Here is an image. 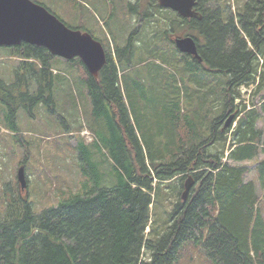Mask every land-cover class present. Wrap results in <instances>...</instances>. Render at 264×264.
Returning <instances> with one entry per match:
<instances>
[{
    "label": "trees",
    "instance_id": "16d2710c",
    "mask_svg": "<svg viewBox=\"0 0 264 264\" xmlns=\"http://www.w3.org/2000/svg\"><path fill=\"white\" fill-rule=\"evenodd\" d=\"M33 1L109 49L104 45L109 38L102 40L75 21L79 13L71 12L69 19L55 2ZM100 1L123 32L110 35L113 54L107 52L97 78L78 59L61 60L43 47H3L19 60L12 82L0 77V104L13 128L18 109L33 117L44 105L53 113L56 88L65 79L56 68L67 63L85 88L86 112L96 130L95 137L90 131V143L108 148L116 181L104 185L105 175L89 157L90 143L78 137L82 182L76 193L62 192L55 205L35 213L28 197L13 195L6 184L1 194L0 264H196L194 250L199 246L218 264H264V128L258 125L264 121V0H246L229 15V0H198L200 17L192 19L161 9L157 0ZM209 1L220 6L209 8ZM151 10L159 14L158 20ZM134 24L139 30L126 35L127 25ZM178 34L194 39L198 59L175 49ZM149 48L148 55L164 50L171 60H179L191 72L185 81L194 84L182 94L177 88H163L162 101L169 108L158 126L163 141L154 142L145 140L148 124L130 117L141 107L130 94L135 90L127 93L128 108L119 84L130 60ZM194 74L200 76L199 84ZM249 86L253 89L245 103L240 89ZM187 179L191 185L182 199ZM171 194L175 200L168 211Z\"/></svg>",
    "mask_w": 264,
    "mask_h": 264
},
{
    "label": "rangeland",
    "instance_id": "374dc122",
    "mask_svg": "<svg viewBox=\"0 0 264 264\" xmlns=\"http://www.w3.org/2000/svg\"><path fill=\"white\" fill-rule=\"evenodd\" d=\"M46 1L49 4L55 2L56 8L63 9L68 14L67 18L69 19L74 16V13L71 12L79 13V20L76 19L75 21L83 23L86 29L96 37H100L102 40L109 38V40L104 41L108 44L103 43L105 46L110 45L109 49L105 47L106 53L109 51L110 54H113L110 35L115 37L116 33H122L123 30L120 25H114L112 20L108 18V10L104 8L100 0ZM131 1L135 3L138 0ZM142 1L147 2V0ZM221 1L223 2V0ZM245 1L229 0L226 5L228 8L225 9L226 13L228 15L229 13L234 14ZM220 2L209 1L207 6L213 9L220 6ZM155 16L158 20L159 14H155ZM105 22L109 23L104 24ZM137 27V24L127 25L125 28L126 35L129 33L132 35L135 30H139L140 27L138 29ZM145 29L147 32L151 31L148 26ZM185 33L186 31L181 32L182 35ZM178 37L184 36H179V34L175 36V38ZM142 48L145 49L144 44ZM151 52L152 50L149 48L144 55L137 57L139 59L130 60V68L125 67L122 71L119 76V84L128 108L129 97L127 93L135 90L130 94L139 100L141 107L133 115L130 113V117L135 115L139 121H145L148 124L149 130L145 140L154 142L155 140L163 141L161 136L164 134L159 136L158 126L165 121V110L169 108V105L162 101L165 94L163 88L166 86L167 89L177 88L182 94L188 88V84L192 87L194 84L185 81L191 72L179 64V60H171L164 50H159L155 55H148ZM14 67H17V61L9 57L6 48L0 47V77L7 83L13 81ZM56 70L65 79L62 78L64 82L62 81L61 87L56 88L59 97L55 96L53 113L47 111L44 105L38 106L33 111L34 117H30L24 110L18 109L13 128L6 121L5 107L0 104V210L3 208L1 194H3L5 184H9V188L14 190L13 195H20L16 173L19 162L24 156H27L28 159L26 171L29 175H26L28 190L22 194L25 197L28 193V199L32 203V209L35 213L55 205L62 192L76 193L80 187L82 179L78 172V158L75 150V143L79 136L76 134L85 128L91 133L93 132L95 137L96 130L90 126L91 118L86 112L88 109L84 102L85 88L80 81V74L65 62ZM202 74L205 76L204 71ZM192 76L193 79H196L195 83L199 84L200 76L196 74ZM241 94L242 99L247 103L249 99L248 88L242 87ZM258 125L264 128V121ZM141 128L142 132L139 131V133L142 135L145 133L143 125ZM229 141L230 137H228L224 147L225 153ZM87 150L97 172L105 175L104 185H113L116 181V177L113 175L114 162L108 148L100 144L90 143ZM159 150L166 151V148L159 146ZM260 157L263 158V156ZM230 164L234 165V163ZM244 164L248 167L252 166V163ZM7 193L9 194V191ZM167 200L169 201L166 202L165 208L170 211L173 208L172 202L175 200V194L168 196ZM194 257L196 264H218L207 259L200 246L194 250Z\"/></svg>",
    "mask_w": 264,
    "mask_h": 264
},
{
    "label": "water",
    "instance_id": "95a60500",
    "mask_svg": "<svg viewBox=\"0 0 264 264\" xmlns=\"http://www.w3.org/2000/svg\"><path fill=\"white\" fill-rule=\"evenodd\" d=\"M196 1L158 0V3L183 18H198L194 11ZM20 43L43 47L53 56L64 60L78 58L93 78H97L105 63V52L101 44L87 32L68 28L44 7L31 0H0V47ZM174 43L181 53L197 58L196 43L191 37L175 39ZM230 121L231 118L225 126ZM17 180L24 189L26 182L23 167L17 171ZM190 183L191 180L187 179L182 199H185Z\"/></svg>",
    "mask_w": 264,
    "mask_h": 264
},
{
    "label": "bare ground",
    "instance_id": "6f19581e",
    "mask_svg": "<svg viewBox=\"0 0 264 264\" xmlns=\"http://www.w3.org/2000/svg\"><path fill=\"white\" fill-rule=\"evenodd\" d=\"M233 124H235V123H233ZM233 126V125H232Z\"/></svg>",
    "mask_w": 264,
    "mask_h": 264
},
{
    "label": "flooded vegetation",
    "instance_id": "af4514ba",
    "mask_svg": "<svg viewBox=\"0 0 264 264\" xmlns=\"http://www.w3.org/2000/svg\"><path fill=\"white\" fill-rule=\"evenodd\" d=\"M133 34V33H132Z\"/></svg>",
    "mask_w": 264,
    "mask_h": 264
}]
</instances>
